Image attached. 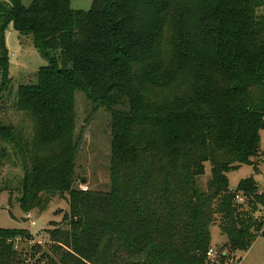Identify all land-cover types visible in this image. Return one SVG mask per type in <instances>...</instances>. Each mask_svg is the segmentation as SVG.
<instances>
[{
	"label": "trees",
	"instance_id": "trees-1",
	"mask_svg": "<svg viewBox=\"0 0 264 264\" xmlns=\"http://www.w3.org/2000/svg\"><path fill=\"white\" fill-rule=\"evenodd\" d=\"M263 8L264 0H93L86 11L71 0H0V100L11 82L10 25L48 60L17 89V108L36 123L33 141L0 124L1 139L31 153L21 208L43 206V193L69 195L70 228L49 231L43 264H228L264 235L255 179L236 191L228 179L262 155ZM79 91L111 114L105 191L74 186ZM216 222L227 242L212 262ZM33 237L0 228V264H26L16 241Z\"/></svg>",
	"mask_w": 264,
	"mask_h": 264
},
{
	"label": "rangeland",
	"instance_id": "rangeland-1",
	"mask_svg": "<svg viewBox=\"0 0 264 264\" xmlns=\"http://www.w3.org/2000/svg\"><path fill=\"white\" fill-rule=\"evenodd\" d=\"M33 0H22L25 6H30ZM93 0H71V7L78 10H90ZM264 10V8H263ZM7 46L11 61V82L8 90L0 100V124L12 126L24 142L33 141L36 135L34 119L17 108V89L21 84L35 83L40 67L48 64L40 51L34 46L31 35H22L10 25L6 33ZM76 122L74 140L78 149L75 157L74 186L81 190H108L110 187L111 161V114L105 107H96L84 93L76 94ZM96 107V108H95ZM262 155L257 159L258 166L242 164L228 172L231 189L237 190L240 182L254 178L258 185V194L264 191V130H262ZM26 155L24 158L22 156ZM31 153L20 154L15 145L0 138V228L29 229L34 234L33 239L17 238L16 249L28 256L26 264H43L41 256L51 253L52 242L49 231L56 228L68 230L69 221L64 220L69 215V195L59 192L43 193V206L24 211L19 202L23 194L24 174L31 168ZM206 176L203 185L211 175V164L206 163ZM259 194V195H260ZM247 201V200H246ZM247 209H251L249 203ZM255 212V217L264 218V205ZM30 215V218L28 217ZM35 221V225L31 222ZM219 221V219L217 220ZM262 228V229H261ZM258 233H264V224ZM227 242V236L220 228L219 222L211 226V246L221 253ZM225 251V250H224ZM264 264V235H258L246 251L227 259L228 264Z\"/></svg>",
	"mask_w": 264,
	"mask_h": 264
},
{
	"label": "built area",
	"instance_id": "built-area-1",
	"mask_svg": "<svg viewBox=\"0 0 264 264\" xmlns=\"http://www.w3.org/2000/svg\"><path fill=\"white\" fill-rule=\"evenodd\" d=\"M261 192H262V194H264V191H261ZM237 198H238V200H239L240 202H243V201H244L243 198H242L241 196H237ZM28 217L30 218V215H28ZM31 224H32V225H35V221H32ZM208 256H209V258H210V260H211L212 262L215 261V259H216V252H215V249H214V248H211V249L208 251Z\"/></svg>",
	"mask_w": 264,
	"mask_h": 264
}]
</instances>
